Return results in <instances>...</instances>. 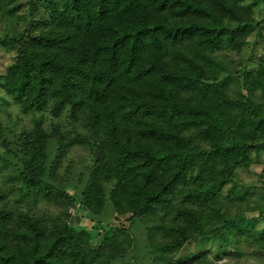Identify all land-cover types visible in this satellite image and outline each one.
Here are the masks:
<instances>
[{
    "label": "trees",
    "instance_id": "16d2710c",
    "mask_svg": "<svg viewBox=\"0 0 264 264\" xmlns=\"http://www.w3.org/2000/svg\"><path fill=\"white\" fill-rule=\"evenodd\" d=\"M244 1L50 0L48 17L12 41L18 55L0 80L22 113L40 116L13 140L0 120V158L62 209L48 220L0 188V264H137L136 221L148 264H207L206 252L183 251L225 231L237 248L251 236L264 256V232L231 212L245 189L223 195L264 151V102L221 78L230 71L219 52L258 28ZM238 81L264 93V58ZM77 144L90 147L79 195L60 172ZM107 205L131 227L96 246L68 210L95 219Z\"/></svg>",
    "mask_w": 264,
    "mask_h": 264
},
{
    "label": "rangeland",
    "instance_id": "374dc122",
    "mask_svg": "<svg viewBox=\"0 0 264 264\" xmlns=\"http://www.w3.org/2000/svg\"><path fill=\"white\" fill-rule=\"evenodd\" d=\"M60 2L63 3L65 0H60ZM242 4L251 6L253 24L258 25V28L247 37L241 49L223 48L219 52L222 61L230 71V73L222 74L221 78L228 75L232 78L229 81V86L233 94L243 91L257 103H263V91L259 88L252 94H248L246 89H242L243 84H240L238 78L240 72L246 69L256 71L258 63L264 58V0H246ZM51 5L50 0H0V80L18 55L17 47L12 41L19 39L35 19L48 17ZM60 7L62 8V6ZM39 116L40 114L22 113L16 102L0 89V120L5 125L7 137L11 140L15 139L20 132L32 129L35 117ZM50 118L51 116L47 115L45 120L47 128H50L52 122ZM66 119L65 116L64 120L66 121ZM0 154L5 155L3 146H0ZM89 154L90 147L88 145L77 144L71 148L60 169L63 178L68 176L70 172L72 173L71 188L75 195L80 194L81 188H78V183L81 180V174L85 171ZM17 174L18 172L15 171L14 167L6 165L4 160L0 158V188L8 193L9 201L12 204L38 213L48 220L60 214L62 208L56 202L46 198L42 193L27 189L16 178ZM241 188L245 189L246 202L231 205V212L240 215L237 226L241 229L247 228L251 231L264 232V214L260 210L262 204L264 205V151L254 152L251 156L250 166L238 169L234 180L224 188L223 195L226 198L233 191L239 192ZM68 214L73 216V222L76 223L80 220V225H77L78 228L89 231L94 236L93 243L96 246L105 236H112L116 229L131 227V223L125 220L126 217L113 214L110 205L104 208L101 217L95 219H92L90 215H81L74 208H70ZM132 232L136 237L135 255L139 260L137 264H148L146 257L148 242L145 226L140 221H136L132 226ZM233 232L236 231L233 230ZM227 233L228 231H225V234H218L196 242L183 253L200 254L206 252L207 264H264V256H260L256 246L252 247L250 244L254 241L251 236L248 245L243 244L237 248L228 240ZM238 249L241 251L239 256H234ZM218 255L219 257H217Z\"/></svg>",
    "mask_w": 264,
    "mask_h": 264
}]
</instances>
